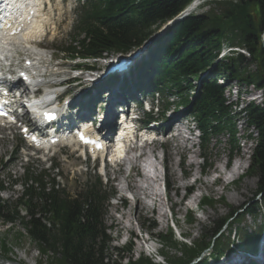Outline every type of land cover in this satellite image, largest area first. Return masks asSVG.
Here are the masks:
<instances>
[{
  "label": "trees",
  "instance_id": "1",
  "mask_svg": "<svg viewBox=\"0 0 264 264\" xmlns=\"http://www.w3.org/2000/svg\"><path fill=\"white\" fill-rule=\"evenodd\" d=\"M234 1L236 3H232V0L218 2L223 10H220L219 17L210 14L208 10L189 15L174 24L154 47L150 61L143 62L147 72L160 77L156 85L174 93L179 99L178 104L184 108L189 106V112L199 130L201 146L210 136L223 135L227 137L231 152L238 150L235 121L229 106L225 104L224 89L217 81L218 78L237 79L242 83L254 84L264 91V52L260 42V36L264 37V1ZM189 2L84 0L64 52L71 57H98L104 53L128 52L146 40L165 21L176 16ZM239 11L244 13L246 21L245 29L239 33L240 47L247 50L249 57L237 54L215 62L224 32ZM250 64L255 67L251 72L247 71ZM212 66L210 73L195 86L192 80H199L201 73ZM152 84L151 81L145 88H150ZM244 119L256 133L248 173L258 178L256 193H261L260 201L245 208L241 214H237L236 208H231L226 217L213 221L208 234L190 245L175 241L171 232L153 235L161 242L159 253L163 257L162 263L143 254L133 258L130 241L121 248L110 246L111 239L106 233L104 215L113 189L103 190L98 177L70 197L53 187L47 189L42 175L33 177L39 187L37 189L28 183L31 174L26 172L19 202L10 206L0 199V218L9 225L19 222L29 240L34 241L43 254L49 251L56 264H122L124 260L125 264H208L207 259L194 261L200 251L210 245L218 254L213 253L219 255L221 248L228 243L226 240L235 247H238L240 240L242 248L252 250L261 226L257 225L250 231L237 227L235 236H232L230 227L235 223L238 226L245 215L254 218L260 209L264 210V105H247ZM2 191L3 182L0 180V193ZM212 203L213 200L205 197L201 205L211 206ZM22 209L26 217L19 216V210ZM186 215L192 221L191 212ZM44 219H50L53 223L51 229L45 226ZM229 219L233 222L227 223ZM148 222L146 227L149 232L155 227V222ZM226 223H230V229L221 231ZM170 247L174 250L178 248L180 256H169L164 248ZM2 248L6 251L4 244Z\"/></svg>",
  "mask_w": 264,
  "mask_h": 264
},
{
  "label": "rangeland",
  "instance_id": "2",
  "mask_svg": "<svg viewBox=\"0 0 264 264\" xmlns=\"http://www.w3.org/2000/svg\"><path fill=\"white\" fill-rule=\"evenodd\" d=\"M220 1H211L198 9L197 12L205 13L209 10L210 14L219 17L221 15L220 10H222V7L218 5ZM232 3H236V1L232 0ZM50 5V10L45 9L46 16L49 19L47 24L48 33L45 39L41 41V44L47 48V52H45L47 59L52 55L54 57L53 63H66L61 59L63 55L60 53V49L65 42H68L67 38L71 34L76 18V11L74 10L76 1L50 0ZM245 25L244 13L239 11L238 15L232 19V23L225 30L222 41H225L230 46H240L241 38L239 33L245 29ZM65 39L66 41L61 43ZM262 40H264V37L261 35L260 42ZM107 56L109 58L110 56H115V54L110 53ZM93 63L94 66L101 67L103 60H93ZM254 69L253 64L247 67V71L249 70L250 72ZM49 79L53 80L54 78L50 77ZM218 82L222 84L225 96L231 86H233L230 89L231 96H229V101L231 102L236 100V89L234 86L239 85L242 91L245 89L237 81L230 80L228 82L222 76H220ZM242 98L243 101L240 105L243 107L249 99L245 98L244 95H242ZM255 102L260 103L259 100ZM230 110L232 114L236 115L238 108L231 107ZM185 111V109H177L174 116L182 114L179 118L180 120L183 118V121L185 117L189 116ZM234 121L235 138L238 144L237 151H230L227 137L223 135L210 136L205 143L204 150L198 149L197 133L194 132L191 135V139H186L188 135L183 132L182 134L185 138L180 139L178 142L169 141L165 149L161 150L157 143L153 146H148L145 154L147 157L146 161L138 158L136 153H130L116 167H107L105 169V178L101 176V179L104 184L105 179L108 180L106 184L111 185L116 193L112 200L109 201L104 215V225L109 228L106 233L111 239L110 246L112 248H121L130 241L132 244V256L137 258L142 253L143 244L147 243L145 238H148L149 234L157 235L165 232H171L173 239L180 242L179 233L185 236L184 240L186 242L191 244L194 240L201 239L208 234L213 226V221L226 217L231 208H236L238 210L237 214H241L245 208L253 205L256 201L259 202L262 195L255 196L258 188V178L248 173L250 155L254 147L256 133L252 127L246 124L243 117L241 119L235 118ZM189 126L194 127V122H191ZM249 134H251L250 137H248ZM0 137L2 139L0 140V145L4 149L0 154V177L4 179L7 188L0 193V199L10 206L19 202V197L23 190L21 183L24 181L23 177L26 171L31 174V180L28 183L35 185L37 189L39 187L34 183L33 177L42 175L44 183L50 182L54 178L60 185L58 189H64L69 195L73 194L77 187L89 179L88 174H92L93 168L97 174L99 172V169L94 167L93 162L85 163L82 158L78 157V153L73 148L56 147L49 153L52 158L46 161L40 159L42 157L41 154L40 158L38 155L32 154V157L26 160L24 152L31 153L30 151L20 148L17 153L14 152V148L18 145L20 146L19 138L12 137L8 133L5 135L0 134ZM177 143L178 145H185V149H177L175 147ZM192 144L193 149L189 150ZM199 153L201 156L204 155L209 165L204 171H201L203 161L199 157L196 158L194 156ZM181 154L185 157L182 166L187 172L186 175L183 174V170H180L178 166L182 161ZM51 162L57 164L55 169H53ZM162 166H164L165 172H163ZM129 168L132 171L127 175ZM233 170H235V174L232 173ZM164 173L168 184L166 192H164L160 181ZM9 177L19 183L8 188L10 185ZM187 189H189V192L186 191ZM117 195H120V200L117 199ZM205 197L213 200L211 206H204L203 204L200 206ZM198 202L199 204H196ZM194 204L199 205L198 209H194ZM191 208L194 209V212L191 213L192 221L186 215ZM20 215H24V212H21ZM263 219L264 210L260 209L255 218L245 215L241 218L238 226L234 222L232 229L240 227L250 231L256 228ZM149 220L155 222V227L148 233L146 226H148ZM228 222H231V219ZM235 229L232 232V236H235ZM222 230H225V227ZM2 244L6 246L7 251L2 250ZM152 245L157 250L161 248V242L158 243L153 239ZM178 248L174 250L170 247L164 248V250L169 256H173V254L180 256ZM109 251L111 250L109 249ZM143 255L146 254L143 253ZM0 256L13 260V262H5V264H56L49 251L43 254L37 244L29 240L19 222L9 225L5 224L1 218ZM161 257L159 255L158 258L153 260L161 262L163 258ZM230 258L226 257L218 262ZM198 259H201V257ZM198 259L194 262H198ZM125 263L126 260L122 261V264Z\"/></svg>",
  "mask_w": 264,
  "mask_h": 264
},
{
  "label": "bare ground",
  "instance_id": "3",
  "mask_svg": "<svg viewBox=\"0 0 264 264\" xmlns=\"http://www.w3.org/2000/svg\"><path fill=\"white\" fill-rule=\"evenodd\" d=\"M38 15V17L39 18H37V22H36V25H35V28L37 29V30H41L42 29V27L44 26V24L48 21V19H47V16L45 17L43 14L40 16V13H38L37 14ZM34 30V29H33ZM37 30H34V33H36L37 32ZM34 35H24L23 36V39L22 40H13V42H11V43H9L10 44V46H7L6 48H4V46H5V43H6V40H2L1 42H0V44L2 43L3 45H0V56H2V55H5V57L7 58V56H8V52H6L8 49H16L17 47H23V48H26L27 47V50H29V51H32V49H33V46H32V44H30V43H27L26 41H25V39L27 38V37H29V38H32ZM170 122H172V128H176V131H177V134L175 135V136H173L172 137V139L173 140H175V141H178V139L181 137V133L179 132V130H178V127L181 125V122L179 121V118L177 117V118H173L172 117V119H171V121ZM186 139H188V138H186ZM0 140H2V139H0ZM68 142H70L71 141V138L69 139L68 138V140H67ZM117 145H118V148L120 149V147H122V144L120 143V142H118L117 143ZM175 147L177 148V149H179V150H184L185 148V145H175ZM4 151V149H3V146L2 145H0V154L2 153ZM236 170V169H235ZM235 170H233L232 171V173L233 174H235L234 172H235ZM234 176V175H233ZM177 189V188H176ZM254 205V204H253ZM197 207L199 206V205H196ZM251 217V216H250ZM259 225V224H258ZM264 227V226H263ZM263 227H262V229H263ZM158 254H159V252H158ZM160 255V254H159ZM240 256L241 257H243V258H246V255L243 253V254H240ZM239 255H233L230 259H228V260H223V261H220V262H218L221 258H220V256L219 255H216L215 253H214V255H213V257H212V259H211V261H212V263L213 264H233V261H237V260H240L241 259V257H240ZM199 257H201V260H203V259H206V256H204V254H202V255H200ZM201 260H199V261H201Z\"/></svg>",
  "mask_w": 264,
  "mask_h": 264
},
{
  "label": "water",
  "instance_id": "4",
  "mask_svg": "<svg viewBox=\"0 0 264 264\" xmlns=\"http://www.w3.org/2000/svg\"><path fill=\"white\" fill-rule=\"evenodd\" d=\"M264 1V0H263ZM142 43V42H141ZM140 45V44H139ZM261 47H262V50H263V52H264V40H262V42H261Z\"/></svg>",
  "mask_w": 264,
  "mask_h": 264
}]
</instances>
